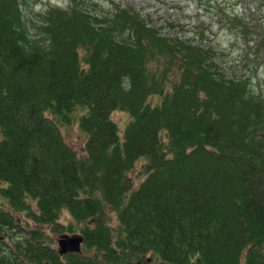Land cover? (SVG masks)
I'll list each match as a JSON object with an SVG mask.
<instances>
[{"label": "trees", "instance_id": "16d2710c", "mask_svg": "<svg viewBox=\"0 0 264 264\" xmlns=\"http://www.w3.org/2000/svg\"><path fill=\"white\" fill-rule=\"evenodd\" d=\"M24 4L0 0V264H264V22L252 37L226 12L243 54L225 73L132 8L34 23ZM75 121L82 155L61 128ZM45 227L82 251L60 254Z\"/></svg>", "mask_w": 264, "mask_h": 264}, {"label": "rangeland", "instance_id": "374dc122", "mask_svg": "<svg viewBox=\"0 0 264 264\" xmlns=\"http://www.w3.org/2000/svg\"><path fill=\"white\" fill-rule=\"evenodd\" d=\"M70 3L81 4L84 9L96 14H108L118 4L132 8L151 26L157 28L161 34L170 38H179L195 43L201 42L202 47H208L219 53L220 67L226 73L239 67L238 60L243 54V41L235 30H241L242 22L237 18H227L226 12L244 15L251 24L249 33L252 37L258 35L261 23L264 22L263 0H25L23 14L26 18L36 23L41 11L50 6L67 7ZM197 41V42H196ZM260 87L264 89V63L260 67ZM150 101L157 103L158 95L150 97ZM111 117L118 124L122 133L129 119L128 111L114 109ZM64 137L79 154H84L85 135L78 127L77 122L62 125ZM143 162L140 158L129 171L134 185L143 179ZM23 224L27 220L20 213ZM59 220L67 223L71 215L63 209ZM28 221V220H27ZM45 229L54 239L53 245L58 246L57 238L61 234ZM71 234V233H68ZM81 245V251H82ZM87 251V250H85ZM156 260V259H155ZM158 260V259H157ZM156 264V261H152Z\"/></svg>", "mask_w": 264, "mask_h": 264}, {"label": "water", "instance_id": "95a60500", "mask_svg": "<svg viewBox=\"0 0 264 264\" xmlns=\"http://www.w3.org/2000/svg\"><path fill=\"white\" fill-rule=\"evenodd\" d=\"M83 236L80 233H61L57 238V250L60 254L66 252H80Z\"/></svg>", "mask_w": 264, "mask_h": 264}]
</instances>
